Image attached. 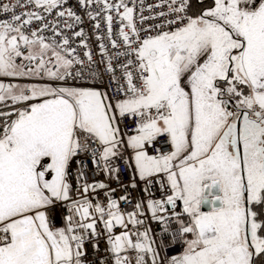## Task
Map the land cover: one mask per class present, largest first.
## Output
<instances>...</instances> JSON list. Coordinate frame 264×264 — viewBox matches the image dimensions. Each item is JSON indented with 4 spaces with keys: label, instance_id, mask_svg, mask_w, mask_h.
I'll return each instance as SVG.
<instances>
[{
    "label": "snow or ice",
    "instance_id": "6c2138e0",
    "mask_svg": "<svg viewBox=\"0 0 264 264\" xmlns=\"http://www.w3.org/2000/svg\"><path fill=\"white\" fill-rule=\"evenodd\" d=\"M0 264H264V0H0Z\"/></svg>",
    "mask_w": 264,
    "mask_h": 264
},
{
    "label": "built area",
    "instance_id": "2783aa9c",
    "mask_svg": "<svg viewBox=\"0 0 264 264\" xmlns=\"http://www.w3.org/2000/svg\"><path fill=\"white\" fill-rule=\"evenodd\" d=\"M70 2H74V0H70ZM155 2V0H146V3H154ZM87 31L90 33L91 32V28L89 27V28H87ZM90 43L91 44H93V47L95 48V44H94V41H90ZM96 57H94V59H95ZM122 178H123V180L125 181V182H127L128 181V179H129V176H128V174L127 173H124L123 171H122ZM89 179H90V177H89ZM113 187H115V185H113ZM120 193L119 192H117V194L116 195H119ZM136 195H137V193L134 191L133 192V197H136ZM121 207L123 208V207H126V205L125 204H121Z\"/></svg>",
    "mask_w": 264,
    "mask_h": 264
}]
</instances>
